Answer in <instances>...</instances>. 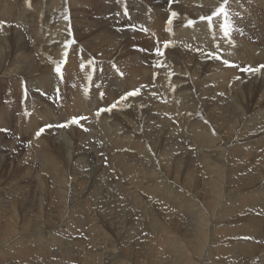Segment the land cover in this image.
I'll return each instance as SVG.
<instances>
[{
    "label": "bare ground",
    "instance_id": "obj_1",
    "mask_svg": "<svg viewBox=\"0 0 264 264\" xmlns=\"http://www.w3.org/2000/svg\"><path fill=\"white\" fill-rule=\"evenodd\" d=\"M168 1L172 3L170 8L164 7L163 0H157V4L161 3L154 7V13L160 14L158 20L153 24L148 22L139 33L128 35L113 33L109 28L110 22L129 28L134 18L143 22L142 14L130 12L128 22L127 17L118 15L124 8L105 6L102 12L103 3L100 0L0 1V24H11L9 29L0 28V98L5 97L6 103L10 95L16 96L17 90L11 86V92L9 85L21 81V98L26 96L29 99L28 109L22 112L15 109V104L11 109L7 108L0 99L2 133L12 130L13 120L19 124L13 128L17 138L11 139L10 149L18 151L24 140L27 146L17 159L25 162L24 169L17 174L22 184L14 182L22 188L13 193L16 198L9 200L12 216L1 222L6 226L4 232H0V264H19L23 260L31 263L34 256L39 255H48L44 257H49L50 264L57 262L54 257L60 259L55 264H70L74 259L80 264H147L150 257L154 260L152 264H240L238 258L242 252L249 257L253 251L264 250L254 238L264 236V217L253 222L256 211V216L264 215V68L237 73L239 67L257 68L259 64H264V0H227L225 4L228 19L236 25L238 21L244 25L250 31V41L236 35L225 37L220 30L223 15L213 17L211 22L200 19L201 16H210L224 0ZM173 11L177 13L169 24L173 29L165 26L168 33L164 35L170 45L161 50L160 70L150 71L147 65L140 63V60L145 61L142 55L134 53L129 47L136 42L150 46V40L143 38L144 35L160 33V20H166ZM70 13H74L77 22L64 19L65 16L70 17ZM103 13L106 19L99 16ZM112 13H115L113 18ZM93 15L98 16V21L92 18ZM188 20H192L193 24L188 25ZM69 40L73 43L68 44ZM80 42L94 53L103 51L98 56L94 55L98 61L107 64L110 62L107 59H128L132 70L120 62L125 68L124 78L112 71L107 72L106 85L102 88V91L108 90L106 99L96 93H68L61 83H57L53 89L59 96L58 109L42 99L35 100L40 94L46 96V92L30 89L29 79L19 78L23 75L35 77L38 79L33 82L36 87L51 92V83L42 80L46 77L45 71L38 68L43 63L54 65L62 61L61 55L69 47L87 51L81 48ZM185 44L191 47V51L185 50ZM104 47L107 49L104 50ZM207 50L208 55L205 54ZM225 60L234 65L225 67ZM79 67L90 66L82 62L66 64L68 81L76 82L77 79L70 74ZM154 74L156 77L152 80ZM143 82L148 85L150 93L140 88L137 96L127 98L123 105H118L121 95L142 87ZM24 87L26 90H22ZM114 87L117 90L111 91ZM229 97L231 100H227ZM114 103L117 107L113 110H119L118 115L109 113L106 116L107 112L95 114L103 104L111 106ZM29 109L33 115L21 118ZM84 116L85 119H78L77 124L85 131H79L70 121L73 117ZM60 123H65V128L58 129ZM46 125L51 127L37 137L39 127ZM76 133L84 139L85 147L79 151L84 152L85 160L73 147L72 139ZM235 138L237 140L232 147ZM231 149L242 154L235 155L238 156L235 169L234 160L230 157L233 155H228ZM102 165L106 166L105 171L101 170ZM117 167L119 170L114 176L111 170L115 171L113 168ZM86 168L91 170L90 173ZM229 169L234 171L228 174L226 171ZM22 171L30 177L23 175ZM194 173L215 180L238 173L241 185L234 182L230 187L233 188V196L238 195L232 200L234 225L221 228L222 259L217 252L212 258L214 243L204 240L205 227L208 232L212 220L216 217L220 219L218 208L222 206V192L218 184L212 187L213 199L209 205L197 202L190 224L186 222L185 227L177 232L166 228L169 239L159 242L146 237L144 229L155 228L159 223L153 220L154 215H161L158 207L163 203L159 202L172 197L175 192L191 197L185 189L196 187ZM87 176L92 188H86ZM33 182L35 185L31 192L25 184ZM35 191L41 194L38 210L25 209L29 215L35 212V217L26 221L18 213L15 201H25L27 207L33 208L32 202L27 200ZM45 195L55 203L54 212L59 217L67 215L71 218L70 224L60 225V235L64 231L69 232L64 234L68 235L67 240L71 237L70 242L55 237L54 231L55 239L36 237L26 243L27 237L22 233L26 230L37 233L45 228ZM73 197H77L76 202ZM137 199H144L150 204L145 212L135 210ZM101 218L104 225L97 224ZM14 220L23 223V232L12 233ZM80 224H88L89 227V230H84L87 233L83 238L88 241H83V244L70 230ZM51 231L47 230L49 234ZM181 231L191 232L197 236L191 239L200 241L191 253L194 259L189 258L184 250L187 239ZM7 233L11 236L8 237ZM237 233L239 238L246 236L242 243L237 237V241L223 246V242L236 237ZM206 240H210V232ZM127 242L132 243L130 249L125 247ZM87 243L90 247L86 246ZM159 245L160 248L165 246L161 248V253ZM16 247L20 249L10 251ZM142 247L147 248V254L151 253L148 259L147 254L141 260L130 256V253L141 251ZM203 247L210 255L199 258ZM41 250H45L46 254L39 253ZM64 259L66 261H62Z\"/></svg>",
    "mask_w": 264,
    "mask_h": 264
},
{
    "label": "rangeland",
    "instance_id": "obj_2",
    "mask_svg": "<svg viewBox=\"0 0 264 264\" xmlns=\"http://www.w3.org/2000/svg\"><path fill=\"white\" fill-rule=\"evenodd\" d=\"M103 8H105V6H103V4H102L101 11L103 10ZM249 9H251V8H249ZM71 14L72 13H70V22H75L76 21L75 20L76 18L73 15L74 13L72 15ZM119 14H120V12H118V15ZM79 15H80L79 17H81L82 13L79 14ZM99 16L104 17V13L103 14H100ZM111 16L113 18V16H115V13H112ZM125 17L126 16H124V18ZM125 19L129 22V20L131 19L130 18V15H128L127 18H125ZM69 28L71 29V25H69ZM129 28L132 29L136 33H139L141 31V30L137 31V30H135V29H133L131 27H129ZM0 34H2V32H0ZM145 39H146V37H145ZM83 40H84V42L86 44V39L84 38ZM146 40H148V39H146ZM176 42L177 41H175V43ZM80 44H82V43L80 42ZM85 44L82 45L83 48H86ZM135 44H140V43H137L136 42ZM135 44L134 45H131V47L137 46ZM141 45H143V44H141ZM184 48L187 51H191V47H189L186 44H185ZM87 49L88 48H86V50ZM106 49L107 48L104 47V50H106ZM77 51H78L77 48H75V47H69V49H68V51H66V53L67 54H69L71 52L77 53ZM101 52H103V51H99V52L95 51V53H94L93 51H91L90 49H88L87 51H81L80 53L84 54V56H85V54L86 55L92 54V55L98 56V54H100ZM208 53H209V50H207L205 52V54H207V55H208ZM74 56L77 57V55H74ZM14 57L16 58L17 55H15ZM142 57H143V55H142ZM83 58L85 59V57H83ZM75 61L78 62V59L75 60ZM116 61H118L117 63H120L121 62L122 64L126 65L127 67H129L132 70V66L130 65V61L128 59L122 58V60H119V58H118V59H116ZM80 62H82V63H84L85 65H88V66L91 65L90 62H88V63L87 62H84V61H80ZM237 66L238 65L234 66V68H236ZM238 69H243V68L239 67ZM237 73H238V71H237ZM243 73H246V71L241 72V74H243ZM45 74L47 75L46 72H45ZM149 74L150 73H148V76H149ZM155 77H156V74L153 75V79L152 80H154ZM4 86H5V84H3L1 86V89L2 90H3ZM143 86H145V82H143ZM146 87H147V89L145 91L149 92L148 85H146ZM110 90L111 91H114V90L116 91L117 90V87H114V89H110ZM102 92H103L102 98L106 99L108 97V93H107L108 90H105V91H102ZM117 93H119V91H117ZM121 94H123V93H121ZM222 94L223 93H221V95ZM224 96H226V95H224ZM0 99H2V96H1ZM227 100H231V97L227 98ZM1 103H3V102H1ZM102 107L107 108L109 106L103 104ZM113 109H115V108H113ZM114 111L115 112H112L110 114L111 115H118L119 110H114ZM17 114H18V112H17ZM31 115H33V113H31L30 112V109H29V110H27L26 112H24L22 114L21 118H28ZM84 117H86V116H84ZM17 121H19V120H17ZM13 124L16 127L19 125V124H17L15 122V120H13ZM14 126H12V130L8 129L9 130V133L8 132L6 133V131L4 130L5 133H2L3 136L0 139V143H1V145H0V203L2 204L0 206V226L2 225L1 228H0V232H4V228H5L4 226H6V225H3L4 223L1 224V222L2 221L3 222H6L5 219L6 218H9L10 219V216H12L11 211H10V206H9L10 205L9 200L12 201L14 198H16L13 195V193L17 189H21L22 188V187H19V186L15 185L14 182H20L21 183L20 178L17 176V174L20 172V170L24 169V166H25L24 165V163H25L24 160L17 161V159L19 157V153L20 152H23L25 149H27L25 140L22 143V145H20L18 147V149H19L18 151L17 150L10 149V147H9V143H10L11 139L12 138H17V136H16V134L14 133V130H13V128H15ZM83 140L84 139L81 138L80 133H76L75 136L72 139V141H73L72 144H73V147H74L75 151H78L79 152L80 158L82 160H85V156L86 155H83L82 154L84 152L80 153V151H79V150H82V148L85 147V144L83 143ZM236 140L237 139L235 138L234 141H233V143H231V146L232 147H233L234 142ZM26 142H27V139H26ZM15 145H17V143H15ZM228 152H229L228 155H233V156H230V157H232V159L234 160L233 169H235L238 166V156H242V154L239 153L236 149H231V152L228 150ZM12 154H13V156H12ZM15 154H17L16 157H14ZM235 155H238V156H235ZM260 158L261 157L256 158L255 161H258L257 159H260ZM245 159L247 160V158H245ZM20 162L22 164H19ZM101 167H103V168H101ZM104 167H106V166L105 165L100 166L101 170H104L105 171ZM195 167L197 168L196 165H195ZM100 168L97 167V169H100ZM113 169H115V171L114 170H111V171H112L113 175L115 176V174L119 170V167L113 168ZM86 170H89V173L91 171L89 168H86ZM233 171L234 170L229 169V170L226 171V173L230 174ZM130 172H132V171H130ZM23 173H24V171H22V174ZM96 174H98V173H96ZM23 175H25L26 177H30L29 176L30 174H23ZM86 178H87L86 179V188H92L90 186V184H89L90 183V179H89L90 177L87 176ZM98 178H100V176ZM193 178L196 181L195 182L196 187H193L192 186L190 188H186L185 189V192H187V194H189L191 197H186L181 192H175L172 197L165 198V201L159 202V204H162L163 203V206H159L158 207L161 210V215H160V217H157V215L156 216L154 215V217H153V220L156 219V220L159 221V223L157 224V227H155V228H146V229H144L145 232H146V237L148 238V240H155L156 242H159L162 239H169V234H167L165 232L166 228H169L170 227L174 232H177L179 229H182V228L185 227L186 222H188L190 224L191 223L190 216H191L192 212L194 211L195 206L197 205V202L199 201V202H201L204 205H209L211 203V200L213 199V193H212V190L213 189H212V187H213L214 184H218L219 185V188L221 189V192H222V206H220V208H218V214L220 215V219H218L217 217L214 218V220H212V226H210V228H208V232H210V240H206V236H208V232H206V227H205V229H204V240H205V242H213L214 243L213 246H215V248L213 249V252L211 253L213 255L212 258H215L216 257V256L214 257V255L217 252V254L219 255L218 256L219 259H222L221 253L223 251L221 250V246H222V233H221V228H222V226H233L234 225V218H233V213H232V200H233V198H237L238 195L233 196V188H230V187L232 185H234V182L237 185H241V184H239L240 182H238V173L235 176H232V177H223V179H218V180H215V179L210 178V177H206L203 174L200 175L199 173H194ZM72 184L75 186L74 183H72ZM25 185L28 186L29 189H30V191L32 192L33 191V188H34L33 186L35 185V183L34 182L33 183H27ZM194 188H197V190H195ZM48 189H49V187H48ZM42 194H43V191H42ZM40 195L41 194H40L39 191H35V192L32 193L31 198L27 200V202H30V201L32 202V204L34 205L33 208L27 207L26 204H25V201H21L19 199H17L15 201V204H17L18 213L20 214V216L22 218H25L26 221H31V219L28 220V218L29 217L30 218L35 217L34 216L35 212H31L32 215L31 214L29 215L28 212L25 209L38 210L37 204L39 203L38 201H39V196ZM43 198L46 199V200L45 199L44 200L42 199L43 202L46 201V204H44L45 205V209H46V212H44V214L46 216L45 228L44 229H41L40 231L38 230L37 233H32L30 230H26V232L22 233L24 236L27 237L26 243H27V241H29V239H35L36 237H39V238L40 237H43V238L48 237L49 238L48 240L55 239L54 238V235L52 234L54 231H55V234H56L55 237H57V238L62 237V238H59V239H61L62 241L70 242L72 240L71 237H70V239L67 240L68 235H65L64 234L67 231H64L63 232V235L64 236L63 235H60V234H62L61 233V229H60V225L66 226L71 221V218L68 217L67 215H63V216L59 217L57 215V213L54 212V210H55V203L53 201H51L50 198L48 196H46V195ZM76 199H77V197H73V201L76 202ZM218 204H220V202H218ZM218 204H217V206H218ZM149 205L150 204L149 203H146L144 199H137V203H136V206H135V210L136 211H140V213H141V211L145 212L146 209H147V207ZM262 205H264V204H262ZM262 210H263V206H262ZM24 212H25V214H24ZM256 212H258V211H256ZM256 212L254 214L253 222L256 220V218H262V217H264V215L263 216H256ZM133 218L136 219L135 216H133ZM16 221L15 220L13 221L14 222V226H15V228H14V230L12 232L13 234L14 233L15 234H18V233H21V232H23L25 230L23 223H21L19 221L21 223V224H19L18 220H16ZM253 222H252V224H253ZM97 224L98 225H104V219L103 218L99 219L97 221ZM62 229H66V227H62ZM47 230H52L51 231V234H49L47 232ZM70 230H71V234L72 233H75L77 235V240H79L81 242L80 244H83V241H88V240H84V238L86 237V233H87V231H84V230H89L88 224H85V225H81L80 224V225H78V226H76V227H74V228H72ZM181 232H183V231H181ZM39 233H41V235H39ZM67 233H69V232H67ZM183 233H184L183 234V237L185 239H187V242H185V245H184V250L187 253V256L189 258H192V254L191 253L198 246V244H199L200 241L198 239H191L193 237H197V236H194L191 232H183ZM7 235H8V237L11 236L8 233H7ZM237 235H238V233L236 234V237L235 236H232L229 239H227L226 243L223 242V246L224 245H228L229 242H235V241H237V237H238V240L241 241V243L246 238V236L245 237L242 236V238L241 237L239 238V235L238 236ZM254 238H255L256 244L259 243L261 246L264 247V236H262L261 239H259L258 237H255V236H254ZM131 242L133 243L132 240H131ZM132 243L128 244V242H127V246H125V247H127L128 249H130L129 245H131ZM119 244H121V241H119ZM85 245L86 244H84L83 246L88 251L89 249L86 246L90 247V245L89 244L86 245V246ZM12 247H14V246H12ZM162 247H165V246H161V248ZM0 248H2V246H0ZM54 248L55 247H53V249ZM133 248H134V246H133ZM161 248H160V245H159V247H158V250H160L159 253H161L163 251L162 250L163 248L162 249ZM16 249H20V248H17V247L16 248H12L10 251H14ZM74 251H75V253H77L78 252L77 248H75ZM152 251H154V250H152ZM39 253L46 254L45 250H41ZM94 253H92V255H94ZM256 253H257V255H256ZM26 254H29V253L26 252ZM146 254H147V248H145V247L143 248L142 247V250L141 251H138L136 253H130V256L132 258H137L138 260H141L144 256H146ZM150 254L151 253L148 252V254H147L148 256L146 257L147 259H148V257H150ZM37 255H39V254H37ZM160 255L161 254H159V257H160ZM168 255H169V253H168ZM209 255L210 254H207L206 253L205 247H203L201 249V251H200V257L199 258L209 257ZM44 256H48V255H42V257L40 255L39 256H34V258L32 260L33 262H31V263L32 264H50L49 257H44ZM249 257H248V254H243V252H242V254L239 255L238 261L240 262V264H263L264 263V250H263V248L261 249V251L260 250L253 251L252 255L249 256ZM15 259H16V257H15ZM150 259H149L150 261H148L147 264H152V261L154 262V260H152L153 259L152 257H150ZM192 259H194V258H192ZM42 260L43 261L46 260V261L43 262ZM54 260H56L58 263L60 261V259H57L55 257H54ZM74 260L73 261L71 260L73 263L71 261L69 263L70 264H80V263H78V260L77 259L75 261ZM62 261H66V259H64ZM16 262H18V261L16 260ZM22 262H19V264L26 263L25 261H24V263H22ZM57 262H53V263L55 264ZM27 263L28 264H31L29 262H27ZM64 263L66 264L67 262H64ZM138 263H140V262H138ZM11 264H13V263H11Z\"/></svg>",
    "mask_w": 264,
    "mask_h": 264
},
{
    "label": "snow or ice",
    "instance_id": "obj_3",
    "mask_svg": "<svg viewBox=\"0 0 264 264\" xmlns=\"http://www.w3.org/2000/svg\"><path fill=\"white\" fill-rule=\"evenodd\" d=\"M226 3H227V0H224V2L223 3H220L219 6L216 8V10L213 11L210 16H207V17L201 16L200 19L201 20L207 19L209 22H211L212 19H213V17H216L218 15H223L224 16V22L220 25V30L222 31V33H223V35L225 37H229L232 28H231V25H230V22H229V19H228L227 11L225 9V4ZM125 15H127V11H125ZM176 16H177V13L176 12H174V11L171 12V14H170V16L168 18L167 23L168 24H171L173 22V18L176 17ZM69 18H70L69 16H65L64 17L65 20H68ZM187 23H188V25H192L193 24V21L192 20H188ZM67 43L68 44H71V43H73V41L69 40ZM169 43L170 42L166 41L165 42V46L167 47L169 45ZM154 51H155V54L158 55V56L159 55H163V53H162V51H161L160 48H156ZM224 63L225 64H228L229 61L228 60H225ZM259 67L260 68H264V65H260ZM61 70H62L61 69V64L59 62H57L56 63V66H55V72L57 74H60L61 73ZM258 70H259V68H252V67H245V68L242 69V71H246V72H255V71H258ZM121 75H123V74L121 73ZM139 91H140V89L137 88L135 90L126 92L124 95H121L119 97V102H124L128 97H135V96H137L139 94ZM115 107H117V105L114 103L111 106H109V108H107V109H103L102 108V109H100L97 112V115H99V113L102 112V111H111V109H113ZM78 119H85V117H79V118L73 117L70 122L73 123V124H75V123H77ZM59 126L60 127H63V126H66V125H59ZM45 127H51V125H46ZM45 127H41L39 129V131L36 133V136L37 137H39L40 134L44 132Z\"/></svg>",
    "mask_w": 264,
    "mask_h": 264
}]
</instances>
